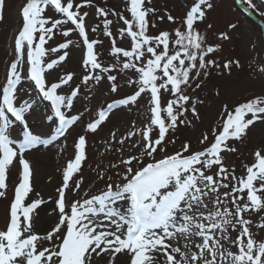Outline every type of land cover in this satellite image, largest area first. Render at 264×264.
Returning <instances> with one entry per match:
<instances>
[{
  "label": "snow or ice",
  "instance_id": "1",
  "mask_svg": "<svg viewBox=\"0 0 264 264\" xmlns=\"http://www.w3.org/2000/svg\"><path fill=\"white\" fill-rule=\"evenodd\" d=\"M150 2L129 0L127 18L123 12L100 6L94 0H25L13 59L7 66L6 82L0 85V197H6L11 166L17 160L20 165L8 220L0 229V264H100L105 259L106 264H115L118 256H124L121 264H264V240L255 238L252 221L245 218L250 210H264V143L252 152L253 162L244 166L246 175L240 178L224 165L222 156L223 152L236 151L231 141H242L250 127L264 124V93L244 97L231 108L223 104L217 125L210 129L214 139L207 147L193 150L189 142H184L179 150L168 153V143L175 144V140L167 139L169 130L190 124L181 119L189 110L199 118L196 104L203 101L193 99L185 89L201 74L207 76L210 66L219 67L215 60L206 59L219 46L207 44L196 28L213 8L211 0H193L178 27L155 35L148 32V17L156 12L146 6ZM239 2L258 11L252 0ZM4 3L0 0V19ZM49 8L54 12L52 17L46 16ZM84 8L94 9V26L88 23L90 12L82 11ZM259 15L264 17V11ZM167 19L176 22L171 14ZM120 22L123 26L115 31L121 39L130 41L128 48L117 46L113 35L114 25ZM69 23L72 27H65ZM229 27L234 30L237 25ZM98 31L110 40L112 62L107 66L96 51L101 41L89 37V32ZM57 32L65 42L46 48ZM76 33L85 49V74L75 87L72 72L60 74L49 83L45 72L66 61L74 44L68 38ZM220 38L230 39L227 33H220ZM61 50L63 54L45 63V57ZM232 64L240 67L239 60L226 61L223 67L229 69ZM114 71L123 74L124 82L134 91L99 108L94 116L89 109L72 114L75 98L93 82L99 84L106 77L110 92L119 91L118 76L111 74ZM25 81L33 88L24 90L21 86ZM33 92L49 102L48 119L54 117L57 124L51 134L35 132L27 119L34 110ZM22 93L29 99H21ZM165 95L170 97L166 102ZM144 96L148 97L150 113L147 122L142 127L133 122L119 140L117 132L112 131L105 142L106 153L111 152L112 143L120 145L115 149L120 153L119 162L109 165L110 169H123L116 173L118 179H105V171H97L96 179L104 187L97 194L85 193L86 198L67 201V190L78 191L84 183L83 177L76 176L87 159V135L98 131L115 106L137 105ZM85 116L89 117L86 123ZM78 123L83 125L82 134L78 132L73 138L74 154L64 164L62 183L56 190V219L41 235L33 220L44 201L38 198L28 202L32 171L26 153L66 138ZM208 140L209 132H205L200 144ZM126 141H131V150L125 155ZM157 153L161 154L159 158ZM214 167L216 172L208 174ZM222 188L230 190L221 193ZM258 227L264 228V222ZM43 242L50 246L45 247Z\"/></svg>",
  "mask_w": 264,
  "mask_h": 264
},
{
  "label": "rangeland",
  "instance_id": "2",
  "mask_svg": "<svg viewBox=\"0 0 264 264\" xmlns=\"http://www.w3.org/2000/svg\"><path fill=\"white\" fill-rule=\"evenodd\" d=\"M78 2V0H77ZM129 0H94V3L123 12L125 17L130 18V14L126 10ZM193 0H151L146 6L156 10L155 15H149L150 35L158 34L160 31H172L179 26L180 18L184 15L186 8L191 5ZM213 8L207 12L206 18L196 25L197 30L205 36L206 42L209 45H218V49L209 54L206 59L215 60L217 66H210L207 69L208 75L201 74L199 78L191 83V86L185 89V93L197 101L196 109L199 113V118H195L189 110L184 117L190 121L187 126L179 125L173 130H169L168 141L175 140V144L168 143L167 152L171 153L179 150L184 142H189L193 150H202L207 147L214 139L210 133V129L217 125L221 108L227 103L231 108L235 102H240L244 97H251L255 94L264 93V73L261 68L264 67V17L259 15V11H264V0H252L256 5V10L247 9V5L243 4L248 12L239 10L235 7L234 0H211ZM25 3V0H5L2 9V19H0V85L6 82L7 66L13 59L14 40L19 32L22 20L20 9ZM242 5V6H243ZM243 6V7H244ZM82 11L90 12L88 23L95 25L97 20L93 13L94 9L84 8ZM171 14L176 18V22H169L167 15ZM46 16H54V12L49 8ZM163 16V19H161ZM115 20V17H109ZM231 24H236L237 27L233 30L229 27ZM153 25H155L153 27ZM211 25V28L208 27ZM50 26V25H49ZM122 22L119 25H114L113 35L116 37L117 46L122 48L130 47L128 39H121L115 31L116 27H122ZM65 27H72L69 23ZM220 33H227L230 39L224 40L220 38ZM90 39H98L101 43L96 47V51L100 54V60L107 66L112 62L109 56L110 40L102 35L101 31L96 33L89 32ZM74 44L68 50L69 55L65 62H62L54 70L45 72L46 79L49 83L57 80L60 74L68 72L74 73L72 87H75L80 82V77L85 74L82 67V58L85 49L80 43L78 33L70 35ZM65 42V38L57 32L55 38L48 41L46 48L55 47L57 43ZM61 50L56 54H49L45 57L47 63L51 59H55L59 54H63ZM239 60L240 67L232 64L229 69L223 67L226 61ZM26 56H25V74H26ZM118 76L119 91L117 93L110 92V82L106 77L99 84L93 82L89 87H84L77 98H75L74 109L72 114H77L85 109L92 110L93 116L96 110L101 107H106L115 99L123 98L127 94H131L134 89L129 87L123 79V74L118 71L111 73ZM132 73L129 72V76ZM195 75V73H193ZM196 84H200L197 88ZM24 90L33 88L31 82L25 81L22 86ZM65 93L69 91L67 87L63 90ZM219 92V95H217ZM21 99H29L23 93ZM169 95L164 96V101L169 99ZM31 99L35 100L34 110L28 115L27 119L30 124L34 125V131L37 133L51 134L54 132L57 124L53 119H48L51 115L49 102L36 97L35 92L32 93ZM148 97H142L137 105L133 106H115L110 112V118L102 124L95 134L87 135V159L83 162L81 172L76 176L84 178V183L78 191L72 189L67 190V201L78 200L88 196L97 194V190L104 187L102 181L96 179L97 171H105V179L112 177L115 182L118 177L117 172H122V168L110 169L111 163H118L120 153L115 151L120 145L117 143L111 144V152L106 153L105 142L110 140L112 131L117 132L116 139L119 140L121 134L126 135V130L131 129V125L135 122L136 127H142L147 122L150 113L147 111ZM189 109L191 104L188 105ZM89 117L85 116V123ZM21 126L17 123L16 129L20 131ZM83 125L77 124L66 138L61 137L56 142L48 147L38 146L35 150L26 153V159L31 165L32 175L30 184L32 199L42 198L44 203L38 207L34 213L33 226L37 233L43 235L45 229L56 219L53 212L55 209V200L58 197L57 188L62 183V168L67 160L72 158L74 154L73 138L78 132L82 134ZM205 132H209V140L204 145L200 144V139ZM158 134V130L153 132V136ZM139 137H137L138 139ZM131 141H126L123 146L124 154L130 151ZM264 143V124L256 123L250 127L247 136L242 141H231L232 147L236 148L235 152H223V163L231 171L234 169L236 177L240 178L246 175L245 165L253 162L252 152ZM157 153V157H160ZM147 162V161H145ZM214 167L208 174L216 172ZM20 165L18 160L11 166V170L7 174L6 197H0V229H3L8 220L9 205L14 196L15 186L19 183ZM230 189H220V192ZM40 195L37 196L36 194ZM126 207V205H121ZM246 219L252 221L251 231L255 238L264 240V228H259L258 225L264 222V210L251 211L245 214ZM183 243V242H181ZM45 247L50 246L49 242H43ZM124 256H118L115 264H121ZM100 264H106V259L100 261Z\"/></svg>",
  "mask_w": 264,
  "mask_h": 264
},
{
  "label": "water",
  "instance_id": "3",
  "mask_svg": "<svg viewBox=\"0 0 264 264\" xmlns=\"http://www.w3.org/2000/svg\"><path fill=\"white\" fill-rule=\"evenodd\" d=\"M236 3H237V6H238L239 8H243L242 5L240 4L239 0H236Z\"/></svg>",
  "mask_w": 264,
  "mask_h": 264
}]
</instances>
